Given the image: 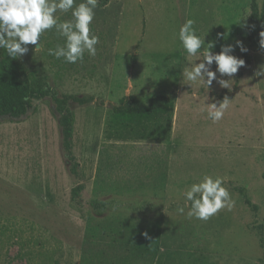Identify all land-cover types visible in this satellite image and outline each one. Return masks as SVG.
<instances>
[{"label": "rangeland", "instance_id": "374dc122", "mask_svg": "<svg viewBox=\"0 0 264 264\" xmlns=\"http://www.w3.org/2000/svg\"><path fill=\"white\" fill-rule=\"evenodd\" d=\"M252 4L109 0L97 4L90 25L99 37L94 57L85 52L71 64L49 55L65 43L54 28L41 36L43 51L28 45L27 54L12 59L0 49L8 90L36 77L60 94L94 98L73 105L77 175L62 151L51 100L36 101L20 119L0 118V264H264V230L257 229L264 226V76H256L264 52L247 39ZM56 15L72 19L71 11ZM187 19L205 43L215 41L214 54L237 41L247 49L232 53L245 61L234 77L217 73L232 79L230 90L213 81L208 92L182 75L203 59L189 57L179 40ZM158 95L176 106L169 142L105 144L113 106ZM225 96L230 106L213 123L206 105ZM104 147L108 165L97 177ZM204 175L223 177L235 206L207 221L189 219L187 207L183 215L176 209L190 203L184 192ZM79 184L77 204L72 190ZM94 202L106 206L96 210Z\"/></svg>", "mask_w": 264, "mask_h": 264}, {"label": "clouds", "instance_id": "9594fccd", "mask_svg": "<svg viewBox=\"0 0 264 264\" xmlns=\"http://www.w3.org/2000/svg\"><path fill=\"white\" fill-rule=\"evenodd\" d=\"M74 4L75 0H0V49L5 50L7 56L12 59L27 54L28 45H39L33 50L43 51L41 36L46 30L54 28L56 33L65 39V43L63 46L57 45L54 49H48L49 55L57 59L63 58L71 64L82 61L85 52L94 57L99 37L91 31L90 25L95 17L98 0H81L75 7ZM58 11H71L72 19L60 21L56 15ZM195 23L194 19H187L180 27L178 37L189 57L199 54L203 59L190 69L185 68L182 75L190 82L189 85L198 82L206 86L208 92L213 81L221 88L230 90L232 79H218L217 73L220 77H234L245 66V61L232 53L235 47H239L242 52L247 49L243 47L242 42L237 41L235 46L224 45L219 53L214 54L212 50L215 41L205 43V39L197 35ZM260 37V46L264 48V32L260 33ZM220 38L223 37L218 36V39ZM214 63L216 70L212 71ZM256 76H264V65L260 66ZM230 102L228 96H225L223 100L208 103V118L213 123L222 120ZM224 183L223 177L204 175L198 183H193L184 192L185 200L190 203L178 207L177 212L183 215L187 207V218L207 221L222 209L230 211L235 206V201Z\"/></svg>", "mask_w": 264, "mask_h": 264}, {"label": "trees", "instance_id": "16d2710c", "mask_svg": "<svg viewBox=\"0 0 264 264\" xmlns=\"http://www.w3.org/2000/svg\"><path fill=\"white\" fill-rule=\"evenodd\" d=\"M109 0H98V5L105 6ZM259 0H253L249 16V34L247 36L250 45L257 51L264 52L260 46V33L264 32V0L259 6ZM6 77L0 76V118L8 117L20 119L34 108L36 101L51 100L54 104L58 125L61 132V147L65 158L70 163V170L74 175L78 174V163L73 154V137L75 131L76 115L73 105L84 106L94 102L92 96L81 97L71 94H60L47 82L39 78L31 81H14L8 90ZM10 94V95H9ZM175 102L164 95L151 98L147 103L134 97L122 98L119 104L112 107L106 128L104 130L105 144L114 143H167L171 140L173 122L175 117ZM107 148L101 151V157L97 167V177H100L107 168ZM105 155V156H104ZM111 167V166H110ZM84 191V185L79 184L72 190V200L80 204L79 198ZM244 197L246 195L243 193ZM248 206L257 210V207L246 198ZM105 203L94 202L96 210L105 208ZM263 232L264 226L257 227ZM90 231H93L90 228Z\"/></svg>", "mask_w": 264, "mask_h": 264}]
</instances>
